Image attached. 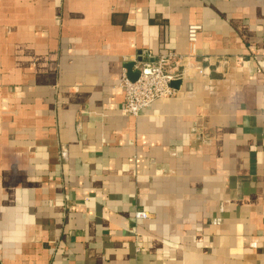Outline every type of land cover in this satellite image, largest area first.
Listing matches in <instances>:
<instances>
[{"label": "crops", "instance_id": "1", "mask_svg": "<svg viewBox=\"0 0 264 264\" xmlns=\"http://www.w3.org/2000/svg\"><path fill=\"white\" fill-rule=\"evenodd\" d=\"M0 264H264V0H0Z\"/></svg>", "mask_w": 264, "mask_h": 264}, {"label": "built area", "instance_id": "2", "mask_svg": "<svg viewBox=\"0 0 264 264\" xmlns=\"http://www.w3.org/2000/svg\"><path fill=\"white\" fill-rule=\"evenodd\" d=\"M202 27L191 25L187 31V42L195 47ZM186 56L175 52H167L149 56L148 60L139 62L137 70L139 76L132 81L124 77L122 86L125 89V102L122 114L125 116L139 117L149 109L155 102L172 99L177 95V90L172 83L182 78L186 71L183 67ZM198 73L204 74L205 69L196 67ZM136 220H144L149 217L146 212H136Z\"/></svg>", "mask_w": 264, "mask_h": 264}, {"label": "water", "instance_id": "3", "mask_svg": "<svg viewBox=\"0 0 264 264\" xmlns=\"http://www.w3.org/2000/svg\"><path fill=\"white\" fill-rule=\"evenodd\" d=\"M129 67H131L132 70L135 68L134 65H131V66H129ZM138 76H139V71L136 70V71H135V74H134V77H133L132 79H131L130 77H129V78H130L132 81H135V80L138 78ZM179 83H180V81H175V82H173L171 85H172V87L176 88V87L178 86Z\"/></svg>", "mask_w": 264, "mask_h": 264}]
</instances>
